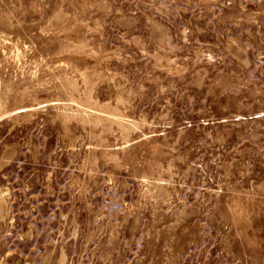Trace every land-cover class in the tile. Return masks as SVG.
<instances>
[{
	"label": "rangeland",
	"instance_id": "obj_1",
	"mask_svg": "<svg viewBox=\"0 0 264 264\" xmlns=\"http://www.w3.org/2000/svg\"><path fill=\"white\" fill-rule=\"evenodd\" d=\"M0 264H264V0H0Z\"/></svg>",
	"mask_w": 264,
	"mask_h": 264
}]
</instances>
